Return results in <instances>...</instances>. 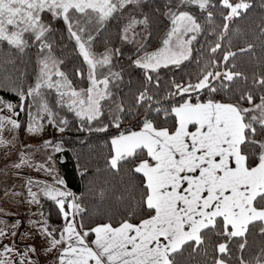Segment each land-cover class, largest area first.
I'll list each match as a JSON object with an SVG mask.
<instances>
[{
  "label": "snow or ice",
  "instance_id": "snow-or-ice-1",
  "mask_svg": "<svg viewBox=\"0 0 264 264\" xmlns=\"http://www.w3.org/2000/svg\"><path fill=\"white\" fill-rule=\"evenodd\" d=\"M209 2L177 0V7L191 4L206 11ZM137 3L139 0H0V42H6L23 53L29 47L26 37L30 36L40 56L34 85L26 93H18L19 105L0 97V111L6 109L12 115H18L15 108L24 111L26 98H32L33 102L38 101L37 115L46 113L51 124L53 113L44 99V90L47 89L56 92L58 105L67 106L82 121L86 120L91 125L98 120L103 114L102 102L113 96L109 85L120 78V73L111 71L110 52L100 58L93 54L91 45L94 36L89 26L98 32L115 13ZM219 3L228 10L224 15V32L229 29V21L240 17L251 7L247 0L237 3L219 0ZM42 13H50L52 19L62 18L69 37L75 41L79 55L88 66L89 86L86 89L75 90L66 73L60 70L58 65L62 61L52 55L53 45L49 42L52 27L44 22ZM166 14L171 16L172 28L163 40L164 47L134 61L137 67L145 69L148 82L152 80L148 72H154L162 65H179L182 60L188 59V46L196 39L195 34L202 30L200 23L188 12L169 9ZM211 18L212 13L208 12L209 22ZM147 23V17L131 19L124 29L123 38L127 39L128 31L136 25ZM188 34L192 35L185 40L184 36ZM173 37L175 44L172 43ZM220 48L221 44L217 43L211 52L215 53ZM234 55L226 53L223 59L227 62ZM105 67L109 73L101 78L97 69ZM77 75L82 73L77 70ZM242 75L240 72L206 71L194 85H176L177 93L205 88L210 92L220 89L228 92L234 80ZM213 80L219 81V88L211 83ZM257 83L264 87V77ZM240 99L251 107L214 100L206 103L186 100L172 106L170 111L164 110L165 116L175 118L173 128L157 126L145 116L138 131H122L111 139L110 168L119 171L123 164L132 161L129 171L142 177L140 198L135 200L134 196L130 197L129 206L132 215H135L134 208L142 213L138 223L123 219L118 226L104 223L90 231H80L68 219L70 214L75 216L83 211L75 202L66 204L65 198L72 194L45 186L42 189L44 195L56 202L67 222L60 239L50 240L53 248L64 245L57 258L58 264H180L186 246L196 252L212 234L223 235L229 241L240 238L238 248L243 253L248 243L249 226L256 222L264 225V139L258 138L264 136V95H261L259 103H255L251 92L241 93ZM154 100L147 89L139 92L134 112L123 102L113 101L116 108L113 126L120 128V114L132 113L139 117V109ZM152 110V104L147 103L146 111ZM66 123L60 121V124ZM9 125L11 129L21 127L17 120L0 116V133ZM38 130L36 118L29 112L28 131ZM63 130L61 127L60 131ZM92 130L103 132L106 127L89 129ZM3 143L0 139V144ZM250 148L255 149L254 159ZM58 183L63 184V181ZM29 195L32 201H36V193L29 190ZM42 230L46 235L54 236L46 227ZM259 231L264 236V226ZM90 233L95 236L91 246L87 242ZM0 235L4 233L0 231ZM217 249L222 256L229 254L227 243H219ZM11 251V248H4V252ZM254 259L255 264H264V247ZM0 264H11L4 258L3 252H0ZM19 264L32 262H26L21 257ZM214 264H225V261L216 259ZM239 264H249V261L241 256Z\"/></svg>",
  "mask_w": 264,
  "mask_h": 264
},
{
  "label": "trees",
  "instance_id": "trees-1",
  "mask_svg": "<svg viewBox=\"0 0 264 264\" xmlns=\"http://www.w3.org/2000/svg\"><path fill=\"white\" fill-rule=\"evenodd\" d=\"M232 2L237 3L239 0ZM247 2L251 7L240 17L228 22L227 32H224L223 25L224 15L228 10L221 6L219 0H210L206 11L191 4L177 7V0H139V3L126 6L115 13L98 32L93 26H89V31L94 36L91 45L93 54L101 56L110 52L111 71L120 73V78L109 85L113 96L102 102L103 114L89 125L88 122L79 120L73 115L67 106L58 105L55 92L44 90V99L53 113L51 119L54 127L64 129L61 135L47 143L55 149L52 153L53 161L72 194L66 197V204L75 198L82 206L81 213L68 217L69 220H74L80 231H90L91 228L104 223L118 226L123 219L138 223L142 218V213L138 209L134 208L135 215L129 212L130 197L134 196L135 200H139L142 191V177L134 176L129 171L132 161L123 164L119 171L111 169L108 164L112 155L111 139L114 136L122 131H138L145 116L153 120L157 126L173 128L175 118L165 116L164 110L170 111L172 106H178L186 100L191 103H206L208 100H214L239 103L241 107H248L250 105L240 97L241 93L251 92L255 103L260 101L261 95H264V87H261L257 81L264 77V32H262L264 0H247ZM169 9L173 12H188L200 23L202 30L192 42V52L188 59L183 60L179 65L161 66L154 72H148L152 77L151 82H148L145 69L137 67L134 61L142 54L153 53L161 48L172 26L171 16L166 14ZM208 12L212 13L211 22L208 20ZM44 14L42 16L44 22L50 23L52 27L49 40L53 45L52 55L62 61L58 65L60 70L66 73L75 90L86 89L89 85L88 66L79 55L75 41L69 37L62 18L52 19L50 13ZM144 17L148 18V23L141 25V29L142 34L146 33V38L140 34L141 37L138 36V39L142 40V43L132 53H122L120 48L122 43H125L122 41L125 27L131 19ZM217 43L221 44V48L215 53L211 52V48ZM242 49L247 50L241 51ZM229 52L235 55L225 62L223 57ZM39 58L38 48L32 43V38H29V47L23 53L8 46L6 42H0V97L13 105H19L18 93L20 91L26 93L35 83ZM77 70L82 75H77ZM101 70L109 72L107 67ZM206 71L221 73L231 71L243 75L234 80L228 92L223 89L210 92L205 88L189 93H177L176 85L182 87L194 85ZM211 83L219 88L218 80H213ZM145 89L155 100L146 102L145 107L139 109V117L132 113L120 114L121 126L114 127L113 115L116 108L113 101L123 102L125 107L133 108L134 112L135 98ZM147 103L152 104V111H146ZM156 108L160 111H155ZM15 112L18 114L15 118L21 125L18 128V133L21 135L29 125V112L36 119L41 115V113L37 115L38 101L33 102L32 98H26L24 111L16 107ZM61 120L67 123L60 124ZM97 127H106V131H89L90 128ZM258 138L264 139V136ZM249 151L254 159L255 149L250 148ZM42 209L51 225L62 227L66 223L55 201L45 200ZM262 226L264 225L260 222L249 226L248 243L243 253L238 248L240 238L229 241L223 235L212 234L196 252H192V248L186 246L180 257V264H214L215 260L220 258L225 264H239L241 256L249 261V264H255L254 258L261 254V248L264 247V236H261L259 231ZM92 237L93 234L90 233L87 240H91ZM219 243L228 244V255L222 256L218 252Z\"/></svg>",
  "mask_w": 264,
  "mask_h": 264
},
{
  "label": "rangeland",
  "instance_id": "rangeland-1",
  "mask_svg": "<svg viewBox=\"0 0 264 264\" xmlns=\"http://www.w3.org/2000/svg\"><path fill=\"white\" fill-rule=\"evenodd\" d=\"M43 15L45 14L42 13ZM141 28L142 26L138 24L130 29L127 33V39L123 38L125 33L123 34L122 41L125 43H122L120 48L122 53H132L142 43L138 36L144 35L146 38L147 35L146 33L142 34L143 30ZM191 35L184 36V39H190ZM29 38L31 37L28 36ZM172 43L175 44V37H173ZM191 45L188 46L190 54L192 52ZM150 54L152 53H145L141 57ZM103 55L96 57L100 58ZM103 71L101 68L97 69L101 78L109 73ZM53 92L55 91L53 90ZM248 107H251V105ZM73 115H75L74 112ZM0 116H9L11 119L16 120V115H12L6 109L0 111ZM77 118L81 120L79 117ZM28 126H26L22 135L18 133V129H11L10 125L0 133V139L4 141L3 144H0V231L4 233V235H0V252H3L4 258L10 261L11 264H19L21 257L26 262L30 260L32 264H58L60 244L53 248L50 240L52 238L59 240L62 231L61 227L51 225L45 217L42 204L49 198L44 195L42 189L48 186L60 191L64 190L66 193L70 191L63 179V190L58 185V188L55 186L60 174L52 158L55 149L47 143V141L50 142L61 135L62 131H60V128L54 127L53 122L49 123V116L46 113H41L36 119L38 131L30 133ZM22 158L25 161L24 163H22ZM18 164L21 166L16 167ZM29 190L36 193V201H32ZM65 200L67 201L66 198ZM69 202L79 204L74 198ZM80 207L82 208L81 205ZM69 216L74 217L71 214ZM24 227L30 228V233H22ZM45 227L54 234L53 237L45 234L42 230ZM5 247L11 248L12 251L4 252Z\"/></svg>",
  "mask_w": 264,
  "mask_h": 264
},
{
  "label": "crops",
  "instance_id": "crops-1",
  "mask_svg": "<svg viewBox=\"0 0 264 264\" xmlns=\"http://www.w3.org/2000/svg\"><path fill=\"white\" fill-rule=\"evenodd\" d=\"M57 179V178H56ZM58 181H62V178L61 177H59L58 176V179H57V181H56V184H55V186H56V188H58L57 187V185L60 187V189L61 190H63L62 189V184H60V183H58ZM64 191V190H63ZM68 193H70V191L68 192ZM72 220V219H71ZM72 222L74 223V225L76 226V224H75V222H74V220H72ZM67 223V222H66ZM66 223L61 227V231L63 232V228L66 226ZM77 227V226H76ZM78 229V228H77ZM79 230V229H78ZM30 231H31V229L30 228H23L22 229V233H24V232H26V233H30ZM93 239H95V236H94V234H93V237H92V239L91 240H87V242L89 243V245L91 246V241L93 240ZM64 247V245L63 244H60V251H61V249ZM59 251V252H60Z\"/></svg>",
  "mask_w": 264,
  "mask_h": 264
}]
</instances>
